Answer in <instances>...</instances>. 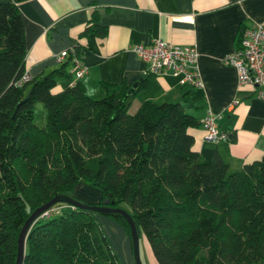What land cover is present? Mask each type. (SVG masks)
<instances>
[{
  "label": "trees",
  "instance_id": "trees-1",
  "mask_svg": "<svg viewBox=\"0 0 264 264\" xmlns=\"http://www.w3.org/2000/svg\"><path fill=\"white\" fill-rule=\"evenodd\" d=\"M98 11L79 39L106 37ZM20 13L0 2V264H15L29 214L81 181L100 191L92 203L110 197L133 216L156 264H264V154L235 165L228 141L204 158L190 131L201 120L179 101L147 100L131 113L150 75L132 90L102 83L106 94L96 99L80 81L56 94L73 54L80 57L79 42L57 70L17 87L27 70ZM36 102L46 108L45 125L34 120ZM54 204L65 205L61 213L29 228L23 264H122L97 211ZM103 214L124 228L132 252L127 218Z\"/></svg>",
  "mask_w": 264,
  "mask_h": 264
},
{
  "label": "crops",
  "instance_id": "crops-1",
  "mask_svg": "<svg viewBox=\"0 0 264 264\" xmlns=\"http://www.w3.org/2000/svg\"><path fill=\"white\" fill-rule=\"evenodd\" d=\"M14 2L20 8L25 30V67L33 78L45 76L62 63L60 52L69 51L77 42L82 46L80 60L88 66L83 79L76 78L73 65L68 75L58 78L61 90L81 82L93 98L109 89H133L150 75L149 83L130 101L134 113L142 102L157 105L182 102L184 110L199 120L210 111L219 112L222 129L233 134L227 144V157L238 165L260 159L264 154V98L257 96L254 84H239L238 72L226 61L238 47L242 29L264 20V0H0ZM98 9L100 24L108 27L105 38L93 34L79 39L91 12ZM157 38L167 43L197 48L199 73L203 87L181 85V78L168 72L145 74L148 64L132 50L150 45ZM192 147L211 159L222 144L204 136L201 123L190 128ZM131 243V242H130ZM126 241L127 254L131 246ZM151 253L147 264H156Z\"/></svg>",
  "mask_w": 264,
  "mask_h": 264
},
{
  "label": "built area",
  "instance_id": "built-area-1",
  "mask_svg": "<svg viewBox=\"0 0 264 264\" xmlns=\"http://www.w3.org/2000/svg\"><path fill=\"white\" fill-rule=\"evenodd\" d=\"M241 36L237 48L226 61L235 67L238 72L239 84H254L258 87L257 96L264 98V20L256 26H247L240 31ZM74 48L60 52L57 56L59 63L69 60ZM143 62L148 64L145 74L158 75L168 72L181 78V85L192 84L203 87L199 73L197 48L192 45L167 43L166 40L157 38L150 45H136L132 47ZM76 72V78L83 79L88 73V66L84 65L79 56L73 54L71 58ZM31 73L26 70L15 82L17 87L32 81ZM222 118L219 112L210 110L201 123L205 129L204 136L210 141L228 142L231 135L228 130L222 129L218 120ZM65 205L53 204L48 210L40 213L38 218H48L52 214L61 213Z\"/></svg>",
  "mask_w": 264,
  "mask_h": 264
},
{
  "label": "rangeland",
  "instance_id": "rangeland-1",
  "mask_svg": "<svg viewBox=\"0 0 264 264\" xmlns=\"http://www.w3.org/2000/svg\"><path fill=\"white\" fill-rule=\"evenodd\" d=\"M46 108L44 104L40 102H36L35 104V113H34V120L36 123L45 125L47 122L46 117ZM70 194L73 198L79 199V201H82L84 203L88 202H95L100 199V191L96 188L95 185L84 183V181H81L80 184L75 187L74 191H70ZM69 194V195H70ZM101 221V226L104 228L106 233L108 234L109 240L112 242L113 250L116 252L120 259L122 264H135V258L133 252L130 251L131 255L129 256L127 254V248H126V241L130 243V240L128 238V234L124 231V228L121 227L118 222L115 220L113 221L108 215H105L103 213H98L97 215ZM144 233L140 231V248L139 252H141L142 257V264H147L148 260V254H149V244L147 240L144 238ZM131 246V245H129ZM151 253V252H150Z\"/></svg>",
  "mask_w": 264,
  "mask_h": 264
},
{
  "label": "water",
  "instance_id": "water-1",
  "mask_svg": "<svg viewBox=\"0 0 264 264\" xmlns=\"http://www.w3.org/2000/svg\"><path fill=\"white\" fill-rule=\"evenodd\" d=\"M137 85L134 84L133 87ZM110 197H107L106 199H103L100 204L98 203H84L82 201H79L77 198H73L71 195L62 193V194H56L54 197L50 199L48 202H44L41 205L38 206V208L33 211L29 216L26 218L25 224L23 227L19 230V236L17 240L18 244V251L16 252V261L15 264H23L24 260V253L26 250V244L25 240L28 235L29 228L33 225L34 222L38 220V216L40 213H43L46 209L48 210L54 203H69L72 204V206H78L83 207L85 209H91L94 211H97V213H113V212H119L121 213L127 220L129 221V227L131 228V240L133 244L132 252L134 254L135 264H142V257L141 252H139L140 248V233L138 228L136 227V222L131 214H129L123 207H115L110 206L109 202Z\"/></svg>",
  "mask_w": 264,
  "mask_h": 264
}]
</instances>
